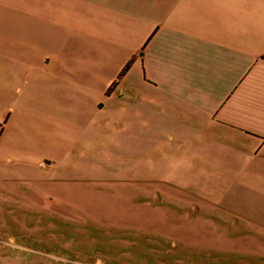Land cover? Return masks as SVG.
Instances as JSON below:
<instances>
[{"label": "crops", "instance_id": "0c3cea01", "mask_svg": "<svg viewBox=\"0 0 264 264\" xmlns=\"http://www.w3.org/2000/svg\"><path fill=\"white\" fill-rule=\"evenodd\" d=\"M0 210L264 255V0H0Z\"/></svg>", "mask_w": 264, "mask_h": 264}, {"label": "rangeland", "instance_id": "374dc122", "mask_svg": "<svg viewBox=\"0 0 264 264\" xmlns=\"http://www.w3.org/2000/svg\"><path fill=\"white\" fill-rule=\"evenodd\" d=\"M110 165L121 170L119 163ZM114 183L119 188L122 181ZM0 264H264V255L216 252L39 211L0 210Z\"/></svg>", "mask_w": 264, "mask_h": 264}]
</instances>
